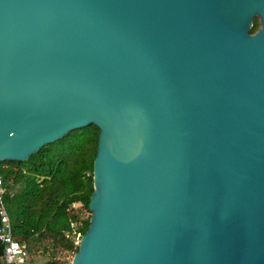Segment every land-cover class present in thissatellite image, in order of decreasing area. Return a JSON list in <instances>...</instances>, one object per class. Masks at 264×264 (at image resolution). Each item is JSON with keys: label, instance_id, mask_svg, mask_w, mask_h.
I'll return each mask as SVG.
<instances>
[{"label": "water", "instance_id": "95a60500", "mask_svg": "<svg viewBox=\"0 0 264 264\" xmlns=\"http://www.w3.org/2000/svg\"><path fill=\"white\" fill-rule=\"evenodd\" d=\"M88 124L69 264H264V0H0V162Z\"/></svg>", "mask_w": 264, "mask_h": 264}, {"label": "trees", "instance_id": "16d2710c", "mask_svg": "<svg viewBox=\"0 0 264 264\" xmlns=\"http://www.w3.org/2000/svg\"><path fill=\"white\" fill-rule=\"evenodd\" d=\"M258 26L254 17L249 32ZM97 134L88 124L42 145L24 161L0 162L11 235L24 244L27 264H68L65 254L76 252L73 238L85 231L90 213ZM81 212L88 215L79 221Z\"/></svg>", "mask_w": 264, "mask_h": 264}, {"label": "built area", "instance_id": "2783aa9c", "mask_svg": "<svg viewBox=\"0 0 264 264\" xmlns=\"http://www.w3.org/2000/svg\"><path fill=\"white\" fill-rule=\"evenodd\" d=\"M5 187L0 176V243L2 253L0 264H27L24 244L13 238L10 231V221L3 204Z\"/></svg>", "mask_w": 264, "mask_h": 264}, {"label": "rangeland", "instance_id": "374dc122", "mask_svg": "<svg viewBox=\"0 0 264 264\" xmlns=\"http://www.w3.org/2000/svg\"><path fill=\"white\" fill-rule=\"evenodd\" d=\"M78 204H74V207H77ZM88 213L87 212H81L79 215V221L84 220L87 217ZM78 225V224H77ZM74 243L78 242V236L76 234V236L73 238ZM72 258V253H66L64 256V259L68 262V264L70 263V260Z\"/></svg>", "mask_w": 264, "mask_h": 264}]
</instances>
